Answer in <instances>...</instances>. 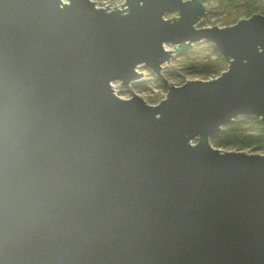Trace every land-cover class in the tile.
<instances>
[{"label":"clouds","instance_id":"clouds-1","mask_svg":"<svg viewBox=\"0 0 264 264\" xmlns=\"http://www.w3.org/2000/svg\"><path fill=\"white\" fill-rule=\"evenodd\" d=\"M85 8L0 0V264H170L180 239L191 178L101 88Z\"/></svg>","mask_w":264,"mask_h":264},{"label":"water","instance_id":"water-1","mask_svg":"<svg viewBox=\"0 0 264 264\" xmlns=\"http://www.w3.org/2000/svg\"><path fill=\"white\" fill-rule=\"evenodd\" d=\"M207 1L124 0L100 7L82 0L105 53L101 88L132 114L162 153L178 157L191 178L170 264H264V154L226 151L211 142L240 116L264 121V14L230 26L197 28ZM174 12L177 17L166 18ZM203 41L230 60L219 77L170 83L157 105L133 90L128 99L116 93L113 83L126 86L144 77L138 70L142 64L167 82L164 65L174 51L167 43L181 53Z\"/></svg>","mask_w":264,"mask_h":264},{"label":"rangeland","instance_id":"rangeland-1","mask_svg":"<svg viewBox=\"0 0 264 264\" xmlns=\"http://www.w3.org/2000/svg\"><path fill=\"white\" fill-rule=\"evenodd\" d=\"M94 1H97V5L101 7L106 6L107 4H110L114 1L123 2L124 0ZM206 6L207 13L197 23V28L212 27L215 25L219 27L229 26L231 25L229 23H232L233 17L238 15V12L233 9L220 8L215 0H208L206 2ZM177 16V12L166 14V18L169 19H172L173 17L175 18ZM194 46L196 47V54L198 55L199 60H202L203 56L210 54L215 55L217 50H219L214 44L207 41L197 43ZM165 47L169 51L174 50L172 59L164 65L163 74L167 82H164L160 77H158L148 66L142 64L138 67V70L144 73V77L126 86L120 84L121 82L115 83V90L117 91L116 93L122 98L128 99L133 97L134 92L135 94L140 95L149 104L157 105L166 97L168 84L172 83L173 85L180 86L190 80H211L219 77L224 71L227 70L226 69L224 71H220L219 73L211 74L210 77H206V68L198 65V62L194 68H188L183 61L184 58L180 56V53L175 52L176 47L174 48V45L167 43ZM166 65L169 67H165ZM163 84L167 86L166 90L163 87Z\"/></svg>","mask_w":264,"mask_h":264},{"label":"trees","instance_id":"trees-1","mask_svg":"<svg viewBox=\"0 0 264 264\" xmlns=\"http://www.w3.org/2000/svg\"><path fill=\"white\" fill-rule=\"evenodd\" d=\"M215 1L222 9H233L238 12V15L233 17L232 23H229L231 25L242 18L264 14V0ZM219 50L215 55L201 56L202 60H199L194 46L192 50L180 53V56L184 58L186 67L194 68L199 63L198 65L206 68L205 76L210 77L211 74L219 73L228 68L230 60ZM163 87L165 90L167 89L164 84ZM211 142L215 147L226 151L235 150L264 154V121L256 116H240L213 135Z\"/></svg>","mask_w":264,"mask_h":264},{"label":"built area","instance_id":"built-area-1","mask_svg":"<svg viewBox=\"0 0 264 264\" xmlns=\"http://www.w3.org/2000/svg\"><path fill=\"white\" fill-rule=\"evenodd\" d=\"M124 3V1L123 2H117V1H114V2H112V4L110 3V5L109 4H107V5H109V7H114V6H120L121 4H123ZM106 5V6H107ZM101 7H105V6H101ZM113 87H114V89H115V83H113ZM116 91V90H115ZM117 92V91H116Z\"/></svg>","mask_w":264,"mask_h":264}]
</instances>
